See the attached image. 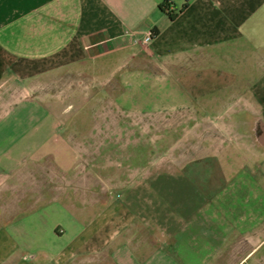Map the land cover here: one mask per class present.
Segmentation results:
<instances>
[{
  "label": "crops",
  "instance_id": "1",
  "mask_svg": "<svg viewBox=\"0 0 264 264\" xmlns=\"http://www.w3.org/2000/svg\"><path fill=\"white\" fill-rule=\"evenodd\" d=\"M164 1L0 0V264H264V0Z\"/></svg>",
  "mask_w": 264,
  "mask_h": 264
},
{
  "label": "rangeland",
  "instance_id": "2",
  "mask_svg": "<svg viewBox=\"0 0 264 264\" xmlns=\"http://www.w3.org/2000/svg\"><path fill=\"white\" fill-rule=\"evenodd\" d=\"M77 84V88H78ZM81 88L84 87L80 86ZM86 90L81 89L77 91L75 96L61 98L59 100L60 107L64 109V115L62 119L65 123L69 124V127L72 128L75 124H99V123H116L121 121L136 122L134 116H126L121 111L118 110L119 105L115 100V83H92L85 85ZM64 95H67L63 93ZM74 128V127H73ZM67 133V131H66ZM92 133V138H99V132L97 131ZM98 149V148H97ZM96 150V148H92ZM24 169H29L31 164H24ZM31 211L28 210V216ZM34 212V211H33ZM26 213V212H24ZM23 214V213H22ZM18 211V207H13L12 210L5 212L2 208L0 209V231L5 228L7 218L8 221L11 218L16 216V219L21 218V215Z\"/></svg>",
  "mask_w": 264,
  "mask_h": 264
},
{
  "label": "built area",
  "instance_id": "3",
  "mask_svg": "<svg viewBox=\"0 0 264 264\" xmlns=\"http://www.w3.org/2000/svg\"><path fill=\"white\" fill-rule=\"evenodd\" d=\"M172 9H173V7H172ZM132 36H133L134 42L136 44H140L142 46H147L153 41L154 31L149 30L148 32H146L144 34V36L142 38L138 37L137 34H135V33H133Z\"/></svg>",
  "mask_w": 264,
  "mask_h": 264
},
{
  "label": "trees",
  "instance_id": "4",
  "mask_svg": "<svg viewBox=\"0 0 264 264\" xmlns=\"http://www.w3.org/2000/svg\"><path fill=\"white\" fill-rule=\"evenodd\" d=\"M173 1L172 0H165L160 6L159 8L161 9V11H163L164 13H166L171 20H174V18L176 17L177 13L176 10L173 8Z\"/></svg>",
  "mask_w": 264,
  "mask_h": 264
}]
</instances>
